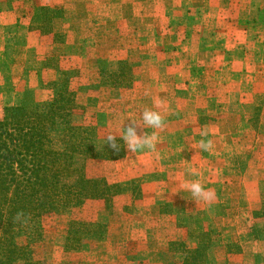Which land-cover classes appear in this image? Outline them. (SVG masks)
Here are the masks:
<instances>
[{"label": "rangeland", "instance_id": "obj_1", "mask_svg": "<svg viewBox=\"0 0 264 264\" xmlns=\"http://www.w3.org/2000/svg\"><path fill=\"white\" fill-rule=\"evenodd\" d=\"M150 3L180 0H0V126L10 132L4 142L14 153L15 178L22 177L19 163L26 169L22 183L14 185V204L23 198V212L30 216L20 223L14 220L16 211L7 215L17 233L13 244L19 260L13 264H228L226 257L242 255L245 244H256L247 249L251 259L246 264H264V201L254 212L227 197L234 192L230 179L247 169L248 146L254 147V160L261 159L254 167L264 179V94L248 105V119H227L232 132L241 127L243 134L221 139L215 118L225 113L222 91L229 89L232 72L181 70L201 58L180 29L195 8L169 34L167 24L150 21L148 15L157 10ZM235 51L229 59L238 58ZM204 79L216 90L199 118L198 132L206 130L213 144L202 155L214 157L217 150L224 162L232 154L239 162L238 167L224 163V181L216 189L224 196L218 194L217 202L199 210L189 224V211L170 197L176 192L170 180L182 171L172 167L166 139L158 136L153 149L130 153L119 134L131 122L152 134L141 119L144 108L156 107L148 97L166 86L165 100H189L176 84L197 85ZM172 117L178 114L166 121ZM37 132L40 139L34 142ZM110 132L117 134L119 152L105 143ZM188 132H178V146ZM198 136L193 139L197 145ZM16 187L25 190V198ZM260 188L264 191V180ZM153 192L161 200L156 202L159 222L168 229L166 219L174 220L182 231L169 236L150 228L156 221L148 200ZM237 202L242 217L234 224L231 205ZM191 203L185 205L193 208Z\"/></svg>", "mask_w": 264, "mask_h": 264}, {"label": "crops", "instance_id": "obj_2", "mask_svg": "<svg viewBox=\"0 0 264 264\" xmlns=\"http://www.w3.org/2000/svg\"><path fill=\"white\" fill-rule=\"evenodd\" d=\"M79 4L91 7L90 3ZM151 4L152 6L154 4V8L156 7L157 10L148 15L150 21L156 24H167L169 26V34L176 25H182L181 21L185 18V14L195 8L191 12L193 17L183 20L184 26H180V29H183L182 33H188V40H192L195 45L194 54L202 59L199 58L198 63L187 68H181V70L191 72L192 69H195L205 72H217L221 71V69H227L232 72L231 79L226 85V88L228 87L229 89L221 90L225 94L224 102L223 100L221 102L225 113H221L220 118H215V124L221 139L232 134L237 136L243 134L241 127L232 132L231 127L228 128L227 119L229 120L233 116H243L248 119L252 114V109L249 110L248 105H252L257 95L264 94V0H180V3ZM158 4L162 8L161 10L158 9ZM71 5L73 6L74 3H70ZM121 7V3H119V9ZM103 8L105 7L103 6ZM176 16L178 19L175 21ZM187 23H190L188 27L185 26ZM175 33L174 31L170 36L175 37ZM221 42L224 43L225 49L222 48L223 45H219ZM235 49H237L235 52H237L238 58L229 59L228 56H231ZM225 52L230 53L226 55ZM179 83L176 84V88L187 92L189 100H175L174 98L165 100L164 94L168 92L166 86L158 91V96L156 95L154 98L149 96L148 98L155 100L156 107L154 111L160 110V112L165 113L166 126L163 129H152V131L160 138L166 139L164 147L171 154L169 160L174 161L172 167L182 171L181 173H175L173 179L170 180V189L172 188V192L176 191L173 193L175 197L170 194L171 200L175 206L180 204V202L182 203L181 208L184 207L186 209L185 212L189 211L185 215L186 221L192 224L199 210L203 211L208 206L215 204L218 200V194L221 197L224 196L216 190L218 185H221L224 181L222 174L224 163L230 167H238L239 159L232 154L230 159L224 162V159L221 158V153L217 150L214 151L216 154L214 157H212L213 155L203 156L199 144L193 143L194 137L196 138L198 135L201 140L200 132H198L202 128L199 124V118L206 110V100L216 90L214 89L216 84H209L205 79L203 81L200 80L197 85H191L188 82L187 85H185V82ZM183 105L188 108L186 109L187 111H183ZM176 114H178V117H172L171 120L167 119L166 121V118ZM137 123L139 125V122ZM182 129L189 130V132L180 136V139L184 140L178 146L175 141L176 135ZM161 145L163 144L161 143ZM247 150V154L250 155V158L247 156L246 159L245 167L247 169L240 176L230 179V184L233 185L231 189L234 192H232V195L229 193L227 197L230 200L243 201L251 211L257 212L264 201V191L260 188V184L264 179L260 178L259 174L262 173L259 170L260 168L254 166H260L255 161L261 162V159L256 157L254 160V154H252L254 147L248 146ZM232 152H235V150H232ZM179 156L182 161L176 163L175 157ZM162 160V158L159 159L158 164ZM196 179L202 182L205 189L212 190L214 196L211 201H194L191 193L181 187L184 181ZM158 195L159 193L153 192L148 196V200L153 202L152 211H156V217L152 219V221L154 219L156 221L151 223L152 227L150 228L154 230L155 227L157 228L155 231H164L167 235L173 231H182L177 229L174 220L166 219L167 222H170L168 229L164 227L162 222H159L163 219L158 216L156 202L161 201ZM239 202L236 203V206L231 205L235 207L232 212L233 219L231 220L234 224H237L240 217H242V212L239 211L241 207ZM185 203H191L193 208L186 206ZM252 246H256V244L242 245V255H228L226 257L227 263L246 264L245 260L251 259L249 258L250 256L246 255V251ZM249 264H255L254 260L252 262L250 260Z\"/></svg>", "mask_w": 264, "mask_h": 264}, {"label": "clouds", "instance_id": "obj_3", "mask_svg": "<svg viewBox=\"0 0 264 264\" xmlns=\"http://www.w3.org/2000/svg\"><path fill=\"white\" fill-rule=\"evenodd\" d=\"M141 119L146 127L152 129H163L165 125V115L154 111L150 108H144L141 112ZM141 126L134 122H131L126 128L122 127V131L119 134L120 139L124 142L127 150L130 153H135L137 151H142L145 149H153L158 140V136L153 132L152 134H147L142 131H138ZM208 132L206 130H201L199 141V148L205 152H209L213 149V144L211 140L205 139ZM105 143L114 152L120 151V145L117 143V134L108 133L105 137ZM183 189L189 191L194 201H211L213 199V192L210 189H205L202 182L199 179L196 180H186L181 186ZM30 216L25 214L23 211H18L14 217L16 222L27 223Z\"/></svg>", "mask_w": 264, "mask_h": 264}, {"label": "trees", "instance_id": "obj_4", "mask_svg": "<svg viewBox=\"0 0 264 264\" xmlns=\"http://www.w3.org/2000/svg\"><path fill=\"white\" fill-rule=\"evenodd\" d=\"M37 133L36 136L32 137L34 142L40 139V133ZM9 136L10 132L4 131L3 127L0 126V196H3V204L0 205V254H2V260H0V264H13L19 260L17 246L13 244L14 237L17 233L15 234V226H13L12 223L10 225L11 219H9L7 215L9 214V211L11 213L12 210L16 212L19 210L23 211L25 207L23 205L25 201L21 197V204H14L18 198V194L13 197V188L15 187L14 185L16 182L17 184L22 183V177L25 176L24 173L26 172V169L25 167L23 168L21 163H19L18 171L22 177L18 178L16 176L15 178V173L13 174L12 172L14 170V162H12L10 159L14 153L8 151V148L4 142ZM16 192L22 197H26L25 190L23 193H21L16 187ZM8 194H12V196H9Z\"/></svg>", "mask_w": 264, "mask_h": 264}]
</instances>
